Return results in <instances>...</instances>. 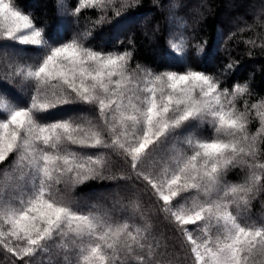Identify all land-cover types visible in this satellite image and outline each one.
<instances>
[{
	"label": "snow or ice",
	"instance_id": "6c2138e0",
	"mask_svg": "<svg viewBox=\"0 0 264 264\" xmlns=\"http://www.w3.org/2000/svg\"><path fill=\"white\" fill-rule=\"evenodd\" d=\"M132 2L79 0L75 12L111 9L118 16ZM0 40L45 49L37 61L10 65L12 76L33 86L30 104L0 96V163L16 156L0 169V247L23 264L38 255L41 264H54L53 249L64 264H160L150 209L138 198L128 202L132 215L114 219L74 208L61 193L62 185L101 175L112 164L111 152L131 169L127 179L134 176L151 190L158 211L189 246L193 264H264V223L243 215L252 194L264 187L258 159L264 101L250 108L245 101L239 110L246 83L229 91L203 72L133 69L130 52L104 53L78 39L52 46L14 0H0ZM169 43L177 52L185 45L183 36ZM74 100L95 106L99 119H40ZM253 110L260 126L250 133ZM192 122L208 124L213 135H177ZM68 145L100 151L84 154ZM237 166L248 168L247 177L226 182L228 169Z\"/></svg>",
	"mask_w": 264,
	"mask_h": 264
},
{
	"label": "trees",
	"instance_id": "16d2710c",
	"mask_svg": "<svg viewBox=\"0 0 264 264\" xmlns=\"http://www.w3.org/2000/svg\"><path fill=\"white\" fill-rule=\"evenodd\" d=\"M14 2L19 9L31 16L34 25L42 30L44 39L52 46L78 39L85 47L96 51L130 52V67L133 69L139 64L153 73H185L189 70L203 72L218 80L222 89L227 88L229 91L237 84L246 83L248 92L236 101V106L241 111L244 110L245 101L249 108L252 104L264 101V0H174L177 7L170 12L166 8L167 0H133L120 10L118 16L111 9L102 13L96 8H82L77 14L75 9L79 6V0ZM195 6L198 13L194 14ZM253 8L261 11V15L254 17L248 13ZM101 15H104L103 20H99ZM169 17L174 20L173 25L168 22ZM195 17L197 21L192 23L191 20ZM135 20H148V23L144 27L138 25V22L130 26V22ZM125 25L127 31L119 35L115 33L116 27L120 26L121 31ZM180 36H183L185 45L177 52L171 48L169 42ZM0 50L4 51L0 56V96L27 107L31 102L33 86L12 76L13 69L10 65L37 61L44 55L45 49L11 40H0ZM11 52L15 53V60L8 64ZM79 111L85 112L88 117L99 119L95 106L78 100L50 109L39 114V117L42 122L77 119L81 117ZM259 126L253 110L248 130L255 133ZM189 132L203 138L213 135L211 126L198 122L186 125L178 130L177 135H187ZM68 147L84 154L100 151L82 149L77 145ZM259 150L258 159L264 162V143L259 145ZM108 154L112 164L101 175L83 183L62 185L61 193L64 198L74 208L107 212L114 219H120L132 215L127 205L135 196L144 208L150 209L153 234L162 243L159 249L162 254L160 264H193L189 246L175 224L169 223L164 214L158 211V202L151 195V190H145L143 183L134 176L127 179L131 173L128 165L118 155L111 152ZM15 159V154L10 155L8 160L0 163V169L7 168ZM247 175L246 166H237L229 168L224 179L226 182L240 183ZM121 176L125 178H120ZM101 192L104 196L101 199L96 198L97 193ZM116 212H121L122 215L118 216ZM243 215L249 222L264 223V187L252 194ZM50 255L54 264H64L62 253L57 254L53 249ZM42 259L38 255L33 264H41ZM0 264H23V261L0 247Z\"/></svg>",
	"mask_w": 264,
	"mask_h": 264
},
{
	"label": "rangeland",
	"instance_id": "374dc122",
	"mask_svg": "<svg viewBox=\"0 0 264 264\" xmlns=\"http://www.w3.org/2000/svg\"><path fill=\"white\" fill-rule=\"evenodd\" d=\"M168 1V3H167V6H166V8H168L169 10V12L170 11H172V10H175V8L177 7L176 5H175V3H174V0H167ZM193 8V7H192ZM194 9V14L195 13H198V10H197V8H196V6H195V8H193ZM249 10V9H248ZM248 13H250V14H252L254 17H257V16H259V15H261V11H256V10H254V8L253 9H250L249 11H248ZM170 18V17H169ZM168 18V22L171 24V25H173L174 24V20L172 19V18H170L169 19ZM235 19H240V18H235ZM192 21V23L194 22V21H197V18L195 17L193 20H191ZM136 22H138V20H135V21H133V22H130V26L131 25H135V23ZM148 23V20H139V22H138V25H140V26H142V27H144L146 24ZM234 23V22H233ZM128 24H129V22H128ZM129 27V26H128ZM168 27V26H167ZM121 27L120 26H118V27H116L115 29H114V31H115V33L117 32L118 33V35H119V33H121V32H123V31H127V30H125V29H127V27H126V25L125 26H123V29L121 30V31H119V29H120ZM169 28V27H168ZM240 31V30H239ZM114 33V34H115ZM146 34H148L147 32H146ZM117 36V35H116ZM118 39V38H117ZM4 54V51L3 50H0V56H2ZM13 60H15V53L14 52H11V58L9 59V62H8V64H10L11 62L13 63ZM79 114L81 115V116H87V114L85 113V112H83V111H79ZM88 117V116H87ZM188 134V133H187ZM107 190V189H106ZM98 195V196H97ZM97 197L96 198H102L104 195H103V192H101V193H97ZM83 201H86V199H83ZM116 214L118 215V216H120V215H122L121 214V212H116ZM262 221H264V219H262ZM160 244H162V243H160ZM164 244V243H163Z\"/></svg>",
	"mask_w": 264,
	"mask_h": 264
}]
</instances>
